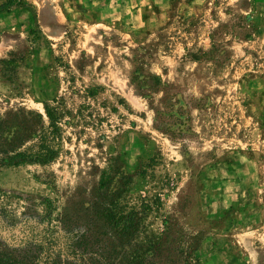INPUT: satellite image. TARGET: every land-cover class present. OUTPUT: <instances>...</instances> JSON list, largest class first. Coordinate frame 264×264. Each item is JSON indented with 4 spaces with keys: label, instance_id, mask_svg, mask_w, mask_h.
I'll return each instance as SVG.
<instances>
[{
    "label": "rangeland",
    "instance_id": "rangeland-1",
    "mask_svg": "<svg viewBox=\"0 0 264 264\" xmlns=\"http://www.w3.org/2000/svg\"><path fill=\"white\" fill-rule=\"evenodd\" d=\"M2 2L0 250L21 264H264V0ZM177 94L199 104L185 138L157 120ZM44 135L54 160L5 163Z\"/></svg>",
    "mask_w": 264,
    "mask_h": 264
},
{
    "label": "trees",
    "instance_id": "trees-1",
    "mask_svg": "<svg viewBox=\"0 0 264 264\" xmlns=\"http://www.w3.org/2000/svg\"><path fill=\"white\" fill-rule=\"evenodd\" d=\"M23 0H3L1 8L14 4H22ZM15 60H4L3 63H11L9 70L13 71L16 63ZM6 75V74H5ZM9 74H7L8 76ZM137 79L142 90L157 93L161 90L160 80L151 74H145L137 71ZM11 77V76H8ZM161 108L157 109V120L160 123V129L170 133L174 138H185L191 135V107H198L199 104L194 98H188L182 94L166 95L160 99ZM45 110L50 121L53 137L55 140L56 133L59 130L58 116L53 107L45 105ZM48 141L46 135L42 137V141L38 144V150L33 154L27 152H16L13 156L7 157L6 164H20L22 162H40L46 163L54 160L58 155V150ZM136 223V224H135ZM135 226L137 222L134 221ZM0 264H21L19 261L10 258L6 253L0 250Z\"/></svg>",
    "mask_w": 264,
    "mask_h": 264
}]
</instances>
